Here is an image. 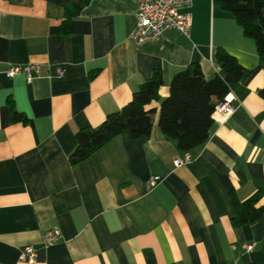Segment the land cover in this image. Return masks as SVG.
Returning <instances> with one entry per match:
<instances>
[{
    "label": "crops",
    "instance_id": "0c3cea01",
    "mask_svg": "<svg viewBox=\"0 0 264 264\" xmlns=\"http://www.w3.org/2000/svg\"><path fill=\"white\" fill-rule=\"evenodd\" d=\"M81 6L67 34V6ZM139 0H0V264H264V218L234 227L233 199L264 207V68L256 43L214 0H193L189 35L173 30L138 46L132 31ZM234 55L246 73L230 94L235 112L214 121L206 144L182 157L159 129L128 133L72 165L76 135L127 105L155 72L160 96L193 63L207 79L215 52ZM41 74L10 78L12 65ZM64 69L56 77V68ZM12 109L27 121L14 122ZM157 185L148 189L150 180ZM59 229L62 240L44 245ZM257 242L252 253L243 243ZM237 246L233 250L232 246Z\"/></svg>",
    "mask_w": 264,
    "mask_h": 264
},
{
    "label": "trees",
    "instance_id": "16d2710c",
    "mask_svg": "<svg viewBox=\"0 0 264 264\" xmlns=\"http://www.w3.org/2000/svg\"><path fill=\"white\" fill-rule=\"evenodd\" d=\"M214 4L231 14L245 35L255 41L264 68V0H214ZM80 12L81 6H67L61 27L54 28L52 32L67 34L72 19ZM214 59L220 72L207 79L200 64L193 63L173 76L169 96L164 99L160 96L162 75L155 72L120 111L109 115L99 127L78 132L71 164L77 165L88 159L123 133H128L135 140L150 137L156 109L148 107L155 102L160 103L161 133L176 143L181 153L204 146L214 124L212 116L216 106L233 92L246 73L245 67L226 50L218 49ZM261 95L264 98V90ZM12 112L14 122L27 121L23 114L14 109ZM260 199L259 195L244 202L233 199L234 227L254 224L264 218V207H258Z\"/></svg>",
    "mask_w": 264,
    "mask_h": 264
},
{
    "label": "built area",
    "instance_id": "2783aa9c",
    "mask_svg": "<svg viewBox=\"0 0 264 264\" xmlns=\"http://www.w3.org/2000/svg\"><path fill=\"white\" fill-rule=\"evenodd\" d=\"M193 0H139V8L136 14V21L132 31V39L138 45H144L162 37L168 31H179L188 36L192 28V14L188 11L192 6ZM217 72L220 68L217 67ZM42 72L38 64L12 65L8 68L7 75L15 78L20 75L26 76L28 82H32L36 75ZM64 69L60 66L56 68V77H62ZM233 98L228 95L220 102L213 113V120L219 123L226 122L235 112ZM192 161L190 153H185L176 159L174 166L180 168ZM157 185V180L152 179L148 182V189ZM62 240L59 229L51 230L44 237V245L53 246ZM241 248L245 253H252L257 248V242L243 243ZM232 249L237 250L233 245ZM20 260L34 264L36 261V249L33 246H26L21 254ZM233 264H243L240 258H236Z\"/></svg>",
    "mask_w": 264,
    "mask_h": 264
}]
</instances>
